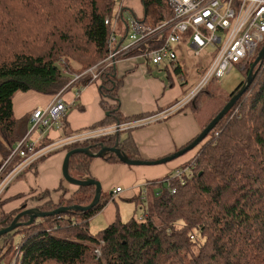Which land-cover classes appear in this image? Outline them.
<instances>
[{
	"label": "trees",
	"instance_id": "1",
	"mask_svg": "<svg viewBox=\"0 0 264 264\" xmlns=\"http://www.w3.org/2000/svg\"><path fill=\"white\" fill-rule=\"evenodd\" d=\"M139 1L143 13L137 21L142 25L153 29L168 17L165 0ZM115 3L116 0H0V162L28 129L29 116L21 120L14 117V96L27 92L57 95L74 75L102 61L110 34L104 22L118 11L127 10L121 7L116 11ZM122 21L125 36L130 27ZM263 45L264 42L250 64L240 70L241 83L217 101L219 107L202 124L200 132L244 84ZM252 72L255 76L250 86L182 166L189 168L192 176L168 174L149 181L144 192L131 199L146 202L145 214L139 220L122 222L116 213L112 223L92 234L90 222L113 197L101 192L99 202L88 211L34 219L1 236L0 264H6L5 257L16 253L15 264H264V58ZM149 73L148 70L146 74ZM173 73L181 74L179 65ZM99 78V105L105 117L87 131L146 116L126 118L120 113L118 92L123 78L116 75L114 67L105 68ZM166 78L169 82V76ZM87 84L81 80L74 87ZM215 84L213 80L186 105H190L188 110L193 115L200 108L201 94L218 98L216 88H209ZM65 129L64 120L61 131ZM121 132L78 142L62 151L89 147L97 153L102 144L117 148L130 160H141L130 134L120 139ZM92 159L84 154L71 156L69 175L77 180L93 179L89 171ZM101 159L122 164L113 154ZM35 163L32 166L38 162ZM64 182L62 178L56 189L30 197L41 203L35 206L40 212L91 203L93 186L76 187L68 195ZM54 193H58L57 202L50 198ZM1 199L0 228L29 208L24 201L5 212L3 205L8 199ZM27 221L26 217L19 220ZM179 222L181 226H177ZM16 236L20 240L14 245Z\"/></svg>",
	"mask_w": 264,
	"mask_h": 264
},
{
	"label": "built area",
	"instance_id": "2",
	"mask_svg": "<svg viewBox=\"0 0 264 264\" xmlns=\"http://www.w3.org/2000/svg\"><path fill=\"white\" fill-rule=\"evenodd\" d=\"M165 1L168 17L153 29L142 25L129 14L131 18L127 24L130 30L123 40V34H118L117 28L119 21L123 20L121 11L106 19L104 23L110 28L106 57L83 73L74 75L64 88L77 86L81 80L86 81L87 85L99 84L101 72L105 68L114 67L123 59H142L148 65L164 66L173 72L178 67L177 50H180L181 45H187L196 56L209 49L212 52L207 74L190 94L171 108L172 111H180L213 80L218 83L232 69L246 68L264 42V0ZM59 95L58 93L46 107L36 108L30 113L26 134L0 162V198L10 184L30 169L38 158L58 148L63 149L78 142L124 131L131 125L127 122L116 124L75 133L70 137H57L52 141L47 138V133L61 131L66 117L65 105ZM35 134L44 139H39L38 143L31 141ZM184 175L192 176L189 168L179 169L174 173V177L178 178ZM119 192L120 189L117 188L116 193ZM11 264H15V261Z\"/></svg>",
	"mask_w": 264,
	"mask_h": 264
},
{
	"label": "crops",
	"instance_id": "3",
	"mask_svg": "<svg viewBox=\"0 0 264 264\" xmlns=\"http://www.w3.org/2000/svg\"><path fill=\"white\" fill-rule=\"evenodd\" d=\"M127 6L137 18L142 17L143 9L140 1L138 8L133 7L131 3ZM124 37L122 35L121 40ZM149 66L151 65L137 58L120 60L114 66L116 75L123 78V85L118 92L120 113L126 118L146 115L140 119L131 120L130 123H135L134 128L136 129L128 132L142 161H156L172 155L200 133V128L188 109L184 110L185 113L168 116L166 119L161 120V113L181 99L183 95L182 84L180 85L173 80L175 76L169 68L153 66L154 68L150 69ZM148 70L150 73L147 75ZM160 71L163 72L164 78L156 74ZM164 71H167L166 74ZM164 74L167 77L169 76V82H167V78L165 79ZM98 85V83H93L81 89L72 86L66 89L63 88L59 92V96L65 105L66 117L64 120L67 123V129L48 132V139L55 141L57 137L64 138L75 133L88 132L87 130L92 125L97 124L105 117V113L99 105ZM55 96H44L35 92L17 93L12 100L14 117L20 120L25 119L34 109L49 105ZM79 108L82 110H79ZM27 128L29 129V124ZM124 138H126V135L121 137L120 134V139ZM39 139L44 138H39V135L35 134L31 141L38 143ZM65 153L66 151H62V148H58V150L46 154L48 156L42 161L38 158L36 161L38 163H35V166H31L30 169L23 172L20 179L14 180L3 196V200L8 199L5 203L8 207L5 208L4 204L3 210L10 212L32 195L56 189L62 181L61 166ZM192 157L193 155L171 165L166 163L132 168H127V165L120 163H108L101 158H93L89 165V171L91 177L100 184L102 192L103 189L109 187L114 191L118 188L120 192H115L117 195L125 192V197L133 199L136 197L134 193L136 189L144 188L149 181L161 179L172 169L177 170ZM62 185L67 189L68 195L75 190L74 186L66 182ZM52 196L54 197L53 200H56L58 193H54ZM14 197H19V199ZM108 204L101 210L103 215L110 208V206L107 207ZM10 205H13V207L10 208ZM110 205L113 212L108 213V225L116 218V210L112 203ZM102 212L94 216L98 224L101 222L99 218L102 216Z\"/></svg>",
	"mask_w": 264,
	"mask_h": 264
},
{
	"label": "rangeland",
	"instance_id": "4",
	"mask_svg": "<svg viewBox=\"0 0 264 264\" xmlns=\"http://www.w3.org/2000/svg\"><path fill=\"white\" fill-rule=\"evenodd\" d=\"M129 3H131L133 5V7L138 8L139 0H116V3H115V10L116 11L120 10L122 5L125 6V8L127 9V10L122 12V18L125 21H129L131 18L129 16L130 8L127 6ZM133 17L137 20L141 19V18H137L136 15H133ZM117 28H118L119 34L124 33L125 25H124L123 21H121V20L119 21ZM126 39H127V37H126ZM211 52L212 51H210L209 49H206V50L202 51L199 56H196L193 53V51L187 45H181V49L177 50V61H178V65L181 69V74H179V75L175 74L174 75L175 77H173V80L177 81L180 85L182 84L181 89H182L183 95H182L181 99H179L176 103L181 102L188 94H190L199 85V83L201 82L203 77L207 74V70H208L207 66H208L209 60L211 58ZM99 62H101V61H99ZM96 64H94L93 66H95ZM149 67H150V69L154 68L153 66H149ZM156 74L161 75V77L164 78L162 71L156 72ZM165 79H166V75H165ZM242 79H243V75L240 73V70L238 68H234L231 70V72L228 75H226L223 78L218 80V83L215 84L216 87L214 85L212 87H210V88H216L215 90L217 92L218 98H214V97L208 96V95L203 96V94H202V96H201L202 98L198 102V106L200 108L193 115V118L196 121V123L200 129L203 126V125L201 126V124H203V123L205 124V122L207 121L209 116L211 114H213L216 111V109L219 107V103L217 101H221V99L223 100L225 95L231 93L241 83ZM174 105L170 106L167 110H165L163 113H161L162 114L161 120L166 119L168 116L169 117L170 116H177L179 114L186 112V111L178 112L177 110L172 111L171 108H173ZM188 106H190V105H188ZM188 106L185 107L186 110L188 109ZM130 122L131 121H129L128 123H130ZM130 124L131 125L127 129H125L124 131L121 132V137L125 136V135L127 136L128 132L136 129V128H134L135 123H130ZM201 144H199L194 150L183 155V157L177 158L176 160L168 162L169 164H167V165L176 164V163L186 159V157L194 155L196 153V151L199 149V147L201 146ZM138 158H140V155ZM127 168H132V167L127 166ZM180 168H178L177 170L172 169L168 174H174V173L176 174V171H178ZM20 176H22V174ZM121 187H123V186H121ZM7 189H6V191H7ZM142 189L145 190V187L138 189V190L136 189L134 191L135 196L142 193L144 191ZM74 191H76V187H75ZM115 192L116 191H114V189H112L111 187H109L107 189H103V194H105V195L112 194L113 197H112V200H110L108 202L109 204L107 205V207L110 206L108 212L105 215H103V212L100 211V212H102L101 213L102 216L99 218V221H101L100 224L97 223V220H95V217L90 222L89 231L92 234L104 229L108 225V223H109L108 222V213L110 211L113 212V209H112V206L110 205V203H112L114 209L116 210V213H118L119 219L122 222H127L131 218H134L135 220H139L141 218V216L143 214H145V210L147 207L146 202L140 201L139 203H136V202L132 201L131 198L125 197L124 196L125 192H123L122 194H118V195ZM4 194H6V193H4ZM50 198H51V200L54 199V197L52 195H50ZM45 199H48V197H46ZM2 200H3V196H2L1 201ZM53 201L57 202V199L53 200ZM26 203H27V206H34V207L41 204V203L33 202L32 199H30V198H28L26 200ZM6 205L7 204H5V208L8 207V205L7 206ZM11 207H13V205H10V208ZM29 208H31V207H29ZM181 225L182 224L180 222L177 224V226H181ZM19 240H20L19 236H16L14 239V245H16ZM13 256L12 257L6 256L4 259L5 263L6 264L10 263V262L12 263L14 260H16L17 253H16V255H13Z\"/></svg>",
	"mask_w": 264,
	"mask_h": 264
},
{
	"label": "water",
	"instance_id": "5",
	"mask_svg": "<svg viewBox=\"0 0 264 264\" xmlns=\"http://www.w3.org/2000/svg\"><path fill=\"white\" fill-rule=\"evenodd\" d=\"M264 58V45L260 49L256 59L254 60L250 71L248 73V76L244 82V84L240 87V89L229 99V101L224 105V107L216 114L215 117L211 119V121L208 123V125L197 135L196 138L193 139V141L188 144L183 149H180L173 153L172 155H169L167 157H164L162 159L156 160V161H142V160H130L124 155L120 150L117 148H108L104 145L100 144L99 151L97 153H92L90 151V148H75L72 150H69L65 153L62 166H61V175L64 181L72 185L74 187H88L93 186L95 188V195L91 201V203L86 207H80V206H72V207H59L55 209L52 212L49 213H42L37 207L27 208L17 214L15 218L12 220V222L6 226L0 228V237L4 236L6 234L11 233L13 230H15L17 227H19L21 224L29 225L31 224L34 219H42L48 216H54L61 213H65L68 211H88L92 207H94L100 200L101 197V187L100 184L93 180V179H85V180H77L72 178L68 173V161L71 156L74 154H84L90 158H102L106 154H113L122 164L127 165L129 167H135V166H145V165H160L165 164L168 162H171L186 153L194 150L199 144H201L205 138L207 137L208 133L218 124V122L229 112V110L234 106L236 101L240 98V96L246 91V89L250 86L251 82L254 79L255 73L252 72L254 67L257 65H260ZM26 217L28 219L25 223H20L19 220Z\"/></svg>",
	"mask_w": 264,
	"mask_h": 264
},
{
	"label": "bare ground",
	"instance_id": "6",
	"mask_svg": "<svg viewBox=\"0 0 264 264\" xmlns=\"http://www.w3.org/2000/svg\"><path fill=\"white\" fill-rule=\"evenodd\" d=\"M70 16V15H69ZM126 22V21H125ZM127 30H128V28H127ZM84 83H85V81H84ZM210 88V87H209ZM214 90V89H213ZM201 96H202V94H201ZM200 97V96H199ZM198 98V97H197ZM200 100V99H199Z\"/></svg>",
	"mask_w": 264,
	"mask_h": 264
}]
</instances>
